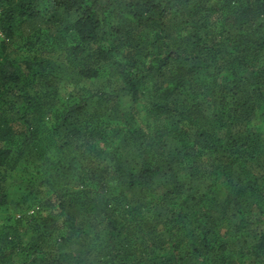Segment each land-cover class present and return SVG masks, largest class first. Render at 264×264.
I'll list each match as a JSON object with an SVG mask.
<instances>
[{"label":"trees","instance_id":"16d2710c","mask_svg":"<svg viewBox=\"0 0 264 264\" xmlns=\"http://www.w3.org/2000/svg\"><path fill=\"white\" fill-rule=\"evenodd\" d=\"M0 264H264V0H0Z\"/></svg>","mask_w":264,"mask_h":264},{"label":"built area","instance_id":"2783aa9c","mask_svg":"<svg viewBox=\"0 0 264 264\" xmlns=\"http://www.w3.org/2000/svg\"><path fill=\"white\" fill-rule=\"evenodd\" d=\"M2 37V32H1V29H0V38Z\"/></svg>","mask_w":264,"mask_h":264}]
</instances>
